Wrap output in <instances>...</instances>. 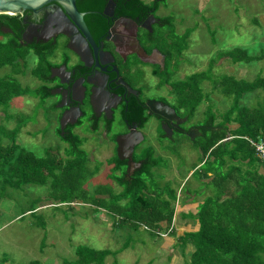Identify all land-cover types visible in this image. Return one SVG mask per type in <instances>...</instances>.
I'll return each mask as SVG.
<instances>
[{
	"label": "trees",
	"instance_id": "1",
	"mask_svg": "<svg viewBox=\"0 0 264 264\" xmlns=\"http://www.w3.org/2000/svg\"><path fill=\"white\" fill-rule=\"evenodd\" d=\"M164 24L174 39L167 53L171 64L169 67L167 65L166 70L170 75L163 80L171 87L178 109L192 118L203 102L209 103L201 124L202 135L193 142L201 154L200 164L204 163L207 168L195 169V166L192 176L198 175L200 182L214 188L194 216L198 230L184 231L178 237L176 226L168 231L175 216L177 192L169 185L153 191L145 183L146 178H152L153 170L161 169L157 163L161 158L154 159L150 151H144L142 169L131 182L120 180L119 184L124 186L122 194L114 196L109 189H97L93 195H89L85 182L93 174L87 170V159L80 149L84 140L72 133L67 138L60 137L68 144V157L62 159L59 153L53 151H46L44 156L37 157L17 145L14 136L21 125L9 131L7 138L10 144L3 146L0 143V189L5 191L25 186H45L49 189V198L55 202L52 205L66 204L69 209H74V203H89L118 218V223L140 225L151 232L169 233L177 238L176 245L182 254L188 245L193 247L189 264H264V162L244 139L264 137V98L254 108L239 106L245 94L257 90L264 93V78L257 77L246 82L236 80L233 76H216L211 64L206 71L173 80L171 76L181 64L179 58L187 49V40L192 31L186 30L182 35H175L172 18H164ZM254 24H258L257 20ZM18 25V16L0 15V69L11 68L10 76L0 78V112L2 109L5 111L9 102L16 97L35 96L44 101L50 96L46 87L31 90L22 87L15 78L25 75L26 58L33 49L19 42L18 34L14 31ZM5 29L12 33L5 32ZM34 49L33 52L43 57L38 70L30 73L44 81L51 67L43 59L48 54L47 48L39 46ZM220 55L232 64H249L264 59V51L251 56L240 48L221 52ZM205 83L211 84V92L219 91L221 95L233 99L230 108L219 117L212 111L210 93L203 89ZM4 130L0 126V132ZM228 137L231 139L227 140ZM153 184L158 187V183ZM101 195H110V199L105 200ZM74 253L76 260H65L63 264H104L111 252L78 246ZM28 264L41 263L33 261Z\"/></svg>",
	"mask_w": 264,
	"mask_h": 264
},
{
	"label": "rangeland",
	"instance_id": "2",
	"mask_svg": "<svg viewBox=\"0 0 264 264\" xmlns=\"http://www.w3.org/2000/svg\"><path fill=\"white\" fill-rule=\"evenodd\" d=\"M160 16L172 18L175 35H182L186 30L192 31L187 40V49L182 53L180 73L174 77L175 80L206 71L211 64L216 76H233L236 80L246 82L257 77L264 78V59L249 64H232L220 55L235 48L246 50L251 56L264 51V0H167L160 8ZM256 20L258 24H254ZM164 31L171 40L174 39L169 28ZM181 44L182 41L178 47ZM35 61L36 57L29 53L25 75L15 76L22 87L31 90L39 86L30 73ZM10 69H0V78L10 76ZM168 75L170 72L164 78ZM146 81L153 84L150 79ZM211 87L209 83L203 85L204 91L210 93L212 111L219 117L230 108L233 99L221 95L219 91L211 92ZM263 98L262 90H257L245 94L239 106L254 108ZM208 104L203 102L197 108L192 117L195 125L203 123ZM48 111L35 96L13 98L8 108L0 112V126L5 128L0 132L1 145L10 144L8 132L21 125L14 136L17 145L37 157L44 156L46 151H53L64 159L68 144L57 135L55 117L52 116L48 121ZM80 137L84 140L83 151L86 153H92L95 144L97 146L95 156L99 160L90 164L89 170L93 175L85 182L89 195H93L96 188L110 183L108 170L101 165L104 164L101 161L104 158V146L97 145L92 137H87V141ZM148 140L147 145L152 146L154 141L151 138ZM161 142L164 144L162 147L148 150L154 159L161 158L157 161L161 169L153 170L152 178H146L145 183L153 191L169 185L177 192L175 219L177 216L193 220L195 215L191 210L198 211L205 195L214 191L213 186L200 182L198 175L192 176L195 169L204 170L207 166L200 164L201 154L188 139L176 135L173 143ZM153 183H158V187ZM188 193L193 196L189 203L185 201L189 197ZM49 194L45 186H25L5 191L0 189V264L73 262L76 260L74 251L78 246L110 251L104 264H189L191 251L186 248L182 254L176 245V237L186 231L178 223L176 237H160L140 225L118 223V218L92 207L74 206V209H69L66 204L52 205L55 202L49 198Z\"/></svg>",
	"mask_w": 264,
	"mask_h": 264
},
{
	"label": "flooded vegetation",
	"instance_id": "3",
	"mask_svg": "<svg viewBox=\"0 0 264 264\" xmlns=\"http://www.w3.org/2000/svg\"><path fill=\"white\" fill-rule=\"evenodd\" d=\"M162 4V0H75L77 10L84 14L89 36L60 19L55 4L36 14L26 11L16 15L20 25L14 31L19 42L32 47L30 53L37 59L30 72L38 70L43 57L33 52L34 48H47L48 54L43 59L51 65L49 75L44 81L31 75L38 81V87H46L49 92L50 96L40 101L49 110L48 121L55 117L61 138L72 133L86 141L92 137L97 145L104 146L101 165L107 168L110 183L96 190L109 189L114 196L124 190L120 180L131 182L141 171L144 151L162 147V140L173 143L176 135L192 143L202 135L203 125H195L192 118L178 109L171 87L163 80L171 64L167 56L171 38L164 31L165 17L160 16ZM5 32L12 33L8 29ZM142 53L146 61L140 58ZM178 73L180 66L171 78L175 80ZM148 102L171 108L175 117L150 114ZM149 138L154 141L152 146L147 145ZM118 140L122 142L120 146ZM83 146L84 142L80 149L91 173L90 164L99 160L95 156L97 146L92 153L83 151ZM127 157L133 161L128 175ZM101 198L109 200L110 195ZM74 206L106 212L89 203L78 202Z\"/></svg>",
	"mask_w": 264,
	"mask_h": 264
},
{
	"label": "water",
	"instance_id": "4",
	"mask_svg": "<svg viewBox=\"0 0 264 264\" xmlns=\"http://www.w3.org/2000/svg\"><path fill=\"white\" fill-rule=\"evenodd\" d=\"M50 4L56 5L57 7L56 15L60 17V19L64 18L65 22H67L71 27L77 29L78 31H81L85 36H89L88 30L86 28L83 19L84 14L80 13L77 10L75 5V0H0V15L16 16V15H21L26 11L36 14L39 10ZM140 58L142 59V61H146L145 53H142L140 55ZM148 108H149V113L152 115L161 116L164 118H171L170 115H173L175 117L174 111L171 108L167 106H161L159 103L148 102ZM60 122H61L60 131L63 132L65 114L62 115ZM118 144L120 146L122 142L118 140ZM130 149L131 150L133 149V145L130 147ZM127 158H128V166H127V175H128L130 166L131 164H133V161L131 160L130 157Z\"/></svg>",
	"mask_w": 264,
	"mask_h": 264
},
{
	"label": "built area",
	"instance_id": "5",
	"mask_svg": "<svg viewBox=\"0 0 264 264\" xmlns=\"http://www.w3.org/2000/svg\"><path fill=\"white\" fill-rule=\"evenodd\" d=\"M231 137H228L227 140H230ZM253 148L254 151L256 153V156L262 161L264 162V137H260L257 140H253L251 138H244ZM176 226L175 224V216L173 217V221H172V225L170 226V229L168 230L169 232L172 230V228ZM145 229L148 230V228L145 227ZM156 235L160 236V237H165L166 235H168L169 233H162V232H155Z\"/></svg>",
	"mask_w": 264,
	"mask_h": 264
},
{
	"label": "crops",
	"instance_id": "6",
	"mask_svg": "<svg viewBox=\"0 0 264 264\" xmlns=\"http://www.w3.org/2000/svg\"><path fill=\"white\" fill-rule=\"evenodd\" d=\"M182 185V184H181ZM181 187V186H180ZM180 189V188H179ZM178 189V190H179ZM188 195H189V197L187 198V199H185V201L187 202V203H189L192 199H193V196L190 194V193H188ZM206 197H207V194L205 195ZM205 197V198H206ZM193 213V215H196L197 214V210L195 211V210H191ZM191 213V212H190ZM176 225H177V223H178V225L179 226H181V228H183V229H185L187 232H194V231H197L198 230V222H197V220L195 219V217H192V218H194L193 220H190V219H182V218H178L177 216H176ZM187 249L189 250V251H191V253L193 252V247L191 246V245H188L187 246ZM191 249V250H190ZM190 253V254H191ZM263 257H264V254H263ZM262 257V258H263ZM263 260H264V258H263Z\"/></svg>",
	"mask_w": 264,
	"mask_h": 264
}]
</instances>
